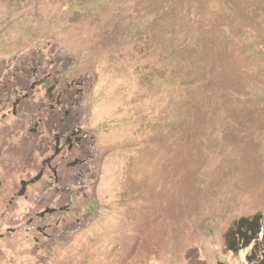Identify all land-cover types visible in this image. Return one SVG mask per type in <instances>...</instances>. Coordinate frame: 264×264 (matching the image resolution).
Wrapping results in <instances>:
<instances>
[{
  "label": "rangeland",
  "instance_id": "obj_1",
  "mask_svg": "<svg viewBox=\"0 0 264 264\" xmlns=\"http://www.w3.org/2000/svg\"><path fill=\"white\" fill-rule=\"evenodd\" d=\"M227 4L0 0V54L52 40L91 81L83 112L62 98L98 154L74 239L95 236L70 264H248L224 235L264 215V0Z\"/></svg>",
  "mask_w": 264,
  "mask_h": 264
},
{
  "label": "crops",
  "instance_id": "obj_2",
  "mask_svg": "<svg viewBox=\"0 0 264 264\" xmlns=\"http://www.w3.org/2000/svg\"><path fill=\"white\" fill-rule=\"evenodd\" d=\"M13 52L1 53L0 59H11ZM47 87L46 82H33L27 71L9 84L7 91L0 90V264H39L49 251L51 236L30 234L26 230L28 218L35 211L47 206L60 208L65 218L64 228L71 225L75 213L80 211L78 202L70 208L60 207L64 198L59 201L52 193L43 194L39 204L35 201L51 175L53 161L50 159L56 152V136L66 133L75 119L74 114L60 109L45 114L37 127H29L26 118L21 116V109L30 115L38 113L48 99ZM81 150L85 152L84 145ZM48 159L50 163L45 164ZM60 172L66 177V168ZM10 232L15 233L13 238L8 236ZM94 236L83 233L66 240L53 250L50 264H70L71 256L74 263L76 255L85 251L84 247ZM62 247L65 250L59 252ZM192 259L188 264H206L201 254Z\"/></svg>",
  "mask_w": 264,
  "mask_h": 264
},
{
  "label": "built area",
  "instance_id": "obj_3",
  "mask_svg": "<svg viewBox=\"0 0 264 264\" xmlns=\"http://www.w3.org/2000/svg\"><path fill=\"white\" fill-rule=\"evenodd\" d=\"M72 55L60 47L55 41L43 40L18 51L9 60L0 59V90L7 91V86L27 71L33 82H46L51 99L44 101L38 113L30 115L21 109V116L26 118L30 128L38 126L40 120L48 111L60 110L66 107L62 102L64 91L74 92L75 108L80 112L84 110V94L89 89L91 81L89 76L76 79H67L65 72L71 69ZM11 92V90H10ZM56 152L52 163L51 175L42 194L35 197L40 203L45 193H52L57 200L64 201L60 207L70 208L77 204L80 198H88L92 184L97 180V174L91 167L92 162L98 158L93 135L84 130L79 122H74L72 127L64 134L57 136ZM85 146V152L81 150ZM67 169L66 177L60 172ZM2 184L0 182V196ZM90 215L76 212L71 225L64 228L65 218L60 208L46 207L31 214L27 221V232L51 236L52 245L49 251L41 257L39 264H50L53 250L89 228L92 223ZM14 232L8 236L13 238ZM35 264V263H33Z\"/></svg>",
  "mask_w": 264,
  "mask_h": 264
},
{
  "label": "trees",
  "instance_id": "obj_4",
  "mask_svg": "<svg viewBox=\"0 0 264 264\" xmlns=\"http://www.w3.org/2000/svg\"><path fill=\"white\" fill-rule=\"evenodd\" d=\"M212 1L216 7L213 14L224 15V17L229 16L228 14L231 13L232 9L227 4L228 0ZM219 37L223 38V35ZM47 162H49V159L45 161V164ZM248 247H251V251L246 256L247 263L264 264V215L260 213L237 219L224 235V248L226 251L237 253Z\"/></svg>",
  "mask_w": 264,
  "mask_h": 264
}]
</instances>
